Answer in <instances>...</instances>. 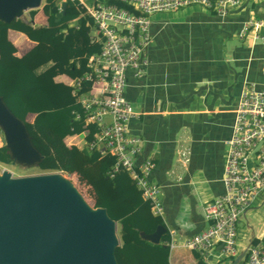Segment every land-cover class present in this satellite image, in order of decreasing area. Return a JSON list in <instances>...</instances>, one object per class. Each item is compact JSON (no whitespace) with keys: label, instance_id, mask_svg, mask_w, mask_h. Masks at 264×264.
I'll use <instances>...</instances> for the list:
<instances>
[{"label":"crops","instance_id":"0c3cea01","mask_svg":"<svg viewBox=\"0 0 264 264\" xmlns=\"http://www.w3.org/2000/svg\"><path fill=\"white\" fill-rule=\"evenodd\" d=\"M63 2L59 0V11ZM38 13L33 19L30 15L21 19L31 23ZM45 19L42 14L39 23L34 21L32 25H44ZM249 19L263 21L261 32L264 33V0H239L225 15L193 4L154 13L149 16L150 42L145 50L148 64L139 77L130 69L126 74L125 96L136 112L128 128L140 139L136 162L151 159L154 163L150 179L161 186V218L170 240L176 243L170 250V264H197L193 251L184 246V241L207 227L203 207L224 190L226 140L231 135L240 92L262 86L264 45L254 40L251 33L239 35ZM96 33L93 27L92 40L100 44ZM2 40L13 43L17 56L35 44L13 29L2 31ZM84 68L64 56L52 68V76L44 85L61 92L56 108L77 103L86 93L87 88L73 90L74 80L83 75ZM90 134L83 127L82 132L67 140L83 146ZM246 215L253 220L247 221L244 243H238L241 250L253 238L264 241V190L253 199L243 217ZM153 216L147 202L134 211L136 222ZM215 251L211 252L213 256ZM203 263L211 264L209 257Z\"/></svg>","mask_w":264,"mask_h":264},{"label":"built area","instance_id":"2783aa9c","mask_svg":"<svg viewBox=\"0 0 264 264\" xmlns=\"http://www.w3.org/2000/svg\"><path fill=\"white\" fill-rule=\"evenodd\" d=\"M71 1H78L92 17L100 39L99 51L90 55L83 75L75 78L73 84L74 92L84 90L85 83L88 85L86 93L77 100L84 127L92 132L88 148L113 155L115 161L110 175L126 171L143 199L150 203L154 215L161 216V186L150 179L154 163L151 159L136 162L140 139L128 128L136 112L125 96L127 71L130 69L139 77L148 64L145 50L150 42V15L192 4L213 8L225 15L239 0H114L129 4L136 12L108 0H93L90 5L83 0ZM262 23L259 19L247 20L239 35L251 33L254 40L264 45ZM75 118H80V114ZM226 145L224 190L203 207L207 227L184 241V246L197 252L203 262H207L216 247L221 255L235 257L239 253L237 222L264 190V65L261 88L250 87L240 92ZM168 244L170 250L176 247L173 239ZM245 248V264H264L263 240L249 242Z\"/></svg>","mask_w":264,"mask_h":264},{"label":"trees","instance_id":"16d2710c","mask_svg":"<svg viewBox=\"0 0 264 264\" xmlns=\"http://www.w3.org/2000/svg\"><path fill=\"white\" fill-rule=\"evenodd\" d=\"M64 2V14L59 21L55 20L61 8L59 0H43L41 11L46 17L44 25L33 26L21 18H15L10 23L0 22V96L24 122L32 143L42 155V160L35 166L44 172L75 175L79 184L88 187L92 207L105 208L108 216L116 221L120 238L116 257L120 264H170L168 230L162 233L158 243L141 237L142 232L152 233L158 225H164L161 216L135 221L134 211L147 201L134 181L123 170L110 175L115 158L110 153H101L97 148L89 149L91 134L86 137L83 146L68 142V137L83 130L82 108L79 103L56 108L55 102L62 97L61 92L44 85L62 56L85 67L88 57L100 49V44L93 41L90 35L95 28L92 17L77 1ZM108 2L135 12L127 3ZM37 10H28L31 19ZM7 29L22 32L35 44L23 55H15L13 43L2 40V31ZM79 72L80 69L75 71ZM77 113L80 114L78 119L75 118ZM0 163H11L4 144H0ZM257 241L253 238L251 242ZM193 253L197 264H204L200 255ZM238 264H245V258Z\"/></svg>","mask_w":264,"mask_h":264},{"label":"water","instance_id":"95a60500","mask_svg":"<svg viewBox=\"0 0 264 264\" xmlns=\"http://www.w3.org/2000/svg\"><path fill=\"white\" fill-rule=\"evenodd\" d=\"M41 1L0 0V22L23 18L25 11L38 8ZM64 7L65 2L56 21ZM0 129L12 163L35 166L42 160L24 122L2 96ZM115 227L116 221L105 208H88L76 189L68 180H59L57 173L18 179H10L6 170L0 174V264H117ZM165 231L164 225H158L141 237L158 243ZM245 252L242 249L230 264H238Z\"/></svg>","mask_w":264,"mask_h":264},{"label":"rangeland","instance_id":"374dc122","mask_svg":"<svg viewBox=\"0 0 264 264\" xmlns=\"http://www.w3.org/2000/svg\"><path fill=\"white\" fill-rule=\"evenodd\" d=\"M87 3L91 4L92 0H86ZM244 1V0H243ZM43 4V0L41 2L40 7H38L37 11H39L38 15L34 18V21L36 24L39 23V17L43 14V12L40 10L41 6ZM193 5H198V4H193ZM180 9V8H177ZM174 9V10H177ZM173 10V11H174ZM172 11V10H171ZM168 12V11H167ZM28 10L24 12V15L28 16ZM28 119H31V116H28ZM3 136V133L0 129V144H2L1 142V137ZM75 140H70L68 142L73 143ZM8 171L10 173V179H18V178H22V177H30V176H37V175H43V174H49V173H57L58 176H61L62 178H64L61 174L58 173V171H41L39 170L36 166H24L18 163H10V164H2L0 163V174L2 173V171ZM62 173V172H61ZM64 175H66V177L68 178V183L76 189V192L79 196V199L88 207V208H92V200L88 195V187L86 185L83 184H79L76 180V176L75 175H67L65 173H63ZM147 205L150 207V203L147 202ZM253 220V218H251L249 215H246V217H242L238 220L237 225H236V230H237V234H236V241L237 243H244V235L246 233V229H247V221L250 223ZM260 224V223H259ZM115 236L116 238L119 240V226L116 223V227H115ZM118 246H115L114 249V257L116 260L117 264H120V262L118 261L117 257H116V248ZM239 251L241 250V244L238 246ZM212 251H215V249H213ZM211 251V252H212ZM214 255L211 253L209 256V260L211 262V264H230V257L227 255H221L220 251L216 250L214 252ZM220 257V258H219Z\"/></svg>","mask_w":264,"mask_h":264},{"label":"bare ground","instance_id":"6f19581e","mask_svg":"<svg viewBox=\"0 0 264 264\" xmlns=\"http://www.w3.org/2000/svg\"><path fill=\"white\" fill-rule=\"evenodd\" d=\"M59 173V172H58ZM59 174H61V173H59ZM64 178H62L61 176H58L57 175V177H58V179L59 180H62V181H67L68 179L63 175V174H61Z\"/></svg>","mask_w":264,"mask_h":264}]
</instances>
